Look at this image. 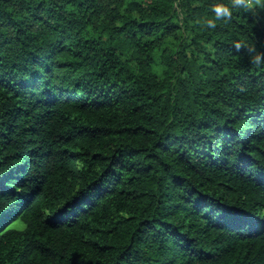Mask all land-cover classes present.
Here are the masks:
<instances>
[{
    "label": "trees",
    "instance_id": "1",
    "mask_svg": "<svg viewBox=\"0 0 264 264\" xmlns=\"http://www.w3.org/2000/svg\"><path fill=\"white\" fill-rule=\"evenodd\" d=\"M221 2L0 0V264H264V11Z\"/></svg>",
    "mask_w": 264,
    "mask_h": 264
},
{
    "label": "clouds",
    "instance_id": "2",
    "mask_svg": "<svg viewBox=\"0 0 264 264\" xmlns=\"http://www.w3.org/2000/svg\"><path fill=\"white\" fill-rule=\"evenodd\" d=\"M242 8L254 14L264 11V0H229L228 4L217 3L213 5V12L215 18H210L206 21L209 29L216 28L217 20H228L232 15L233 9ZM241 45L236 44V48L240 49ZM249 52L254 53L251 57V62L257 65L264 66V52H256L254 48H249Z\"/></svg>",
    "mask_w": 264,
    "mask_h": 264
}]
</instances>
